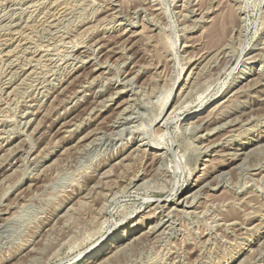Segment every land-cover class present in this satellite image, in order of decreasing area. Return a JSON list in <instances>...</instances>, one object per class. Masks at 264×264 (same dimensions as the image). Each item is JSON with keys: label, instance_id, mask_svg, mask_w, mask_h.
Listing matches in <instances>:
<instances>
[{"label": "rangeland", "instance_id": "rangeland-1", "mask_svg": "<svg viewBox=\"0 0 264 264\" xmlns=\"http://www.w3.org/2000/svg\"><path fill=\"white\" fill-rule=\"evenodd\" d=\"M118 233L89 264H264V0H0V264Z\"/></svg>", "mask_w": 264, "mask_h": 264}, {"label": "bare ground", "instance_id": "bare-ground-1", "mask_svg": "<svg viewBox=\"0 0 264 264\" xmlns=\"http://www.w3.org/2000/svg\"><path fill=\"white\" fill-rule=\"evenodd\" d=\"M136 32V31H135ZM72 42V41H71ZM232 53V52H231ZM89 61V60H88ZM108 70V69H107ZM245 75V73H243ZM98 76V75H97ZM96 78V77H95ZM95 82V81H94ZM258 83V82H257ZM169 100V98H168ZM262 115V114H261ZM191 116V115H190ZM128 117V116H127ZM162 117V116H161ZM256 117V115H255ZM117 119V118H116ZM162 121L165 122L164 119ZM165 124V123H164ZM198 125V124H197ZM197 128V127H196ZM156 132V131H155ZM261 146V145H260ZM259 146V147H260ZM258 147V146H257ZM140 150V149H139ZM124 163V162H123ZM221 174V173H220ZM165 180V179H164ZM147 181V180H146ZM148 182V181H147ZM166 190V189H165ZM117 195V194H116ZM165 202V201H164ZM158 203H162L161 200ZM95 218V217H94ZM162 221V220H161ZM160 224V223H159ZM155 230V228H154ZM166 232V231H165ZM121 242V234L118 233L116 235H109L104 238L97 246L93 247L90 251L87 252L83 261L79 264H89L91 260H97L98 258L102 257L105 253H107L111 248L115 247L116 245L119 246ZM110 261V260H109ZM94 262V261H93ZM157 263V262H156Z\"/></svg>", "mask_w": 264, "mask_h": 264}]
</instances>
